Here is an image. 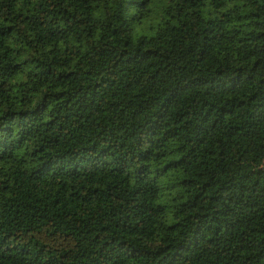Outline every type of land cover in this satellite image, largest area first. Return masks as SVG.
Listing matches in <instances>:
<instances>
[{"label":"trees","instance_id":"16d2710c","mask_svg":"<svg viewBox=\"0 0 264 264\" xmlns=\"http://www.w3.org/2000/svg\"><path fill=\"white\" fill-rule=\"evenodd\" d=\"M0 264H264V0H0Z\"/></svg>","mask_w":264,"mask_h":264}]
</instances>
